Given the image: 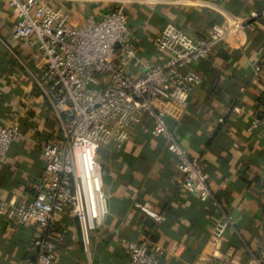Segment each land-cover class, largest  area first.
<instances>
[{
  "label": "crops",
  "instance_id": "1",
  "mask_svg": "<svg viewBox=\"0 0 264 264\" xmlns=\"http://www.w3.org/2000/svg\"><path fill=\"white\" fill-rule=\"evenodd\" d=\"M70 14L80 26L93 13L121 7L129 38L137 49L127 70L140 75L147 63L166 59L156 37L173 27L196 38H209L214 25L264 10V0H43ZM17 23L10 0H0V124H17L8 161L0 164V197L9 202L32 200L48 185L43 146L63 138L44 60L26 39L13 35ZM260 66V71L257 67ZM202 75L186 105L159 100L167 125L179 144L200 159L209 172L212 197L201 200L181 184V164L168 140L152 134L148 115L129 128L122 148L102 146L109 213L92 232L85 248L75 215L66 209L48 230L55 243L53 264H126L121 239L150 237L162 246L158 264H247L264 261V20L252 19L231 39L215 41L208 59L191 65ZM254 118L258 126L250 132ZM149 202L164 219L156 222L135 206ZM217 202V204H215ZM0 212V264H26L36 255L39 224L16 223ZM225 213L234 218L221 236Z\"/></svg>",
  "mask_w": 264,
  "mask_h": 264
},
{
  "label": "built area",
  "instance_id": "2",
  "mask_svg": "<svg viewBox=\"0 0 264 264\" xmlns=\"http://www.w3.org/2000/svg\"><path fill=\"white\" fill-rule=\"evenodd\" d=\"M10 5L17 19L13 35L36 47L44 60L54 109L63 122V138L43 146L42 158L49 178L46 188H38L32 200L19 203H7L0 197V212L9 208L7 217L11 221L34 222L42 228L43 235L33 244L36 255L26 264H53L56 245L48 230L54 229L56 215L66 209L79 222L83 245L90 246L92 232L101 227L109 213L98 151L102 146L122 148L129 138V128L145 115L153 122L152 134L166 138L168 148L177 156L184 174L182 186L203 201L212 197L209 172L170 132L166 111L157 102L170 100L186 105L203 80L191 65L208 59L215 41L227 42L254 18L264 20V10L252 11L249 17L233 16L227 24L214 25L209 38H196L176 26L164 31L155 42L166 59L147 63L140 75H132L127 67L137 49L129 38L127 16L121 7L100 18L90 13L84 24L76 26L69 12L43 0H10ZM256 69L260 71L261 67ZM258 124L259 119L254 118L248 130L252 132ZM22 138L17 124H0V164L8 161L12 143ZM135 206L156 222L164 219L149 202H136ZM224 218L217 236L226 226L234 225L232 214L225 213ZM121 243L129 253L126 264L159 263L162 246L152 244L150 237L141 241L123 238ZM247 264L264 261L255 256Z\"/></svg>",
  "mask_w": 264,
  "mask_h": 264
}]
</instances>
